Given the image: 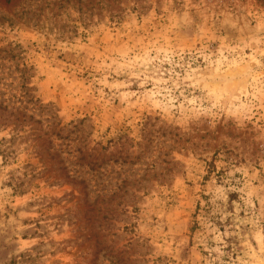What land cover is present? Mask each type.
Instances as JSON below:
<instances>
[{
    "label": "rangeland",
    "instance_id": "1",
    "mask_svg": "<svg viewBox=\"0 0 264 264\" xmlns=\"http://www.w3.org/2000/svg\"><path fill=\"white\" fill-rule=\"evenodd\" d=\"M0 264H264V0H0Z\"/></svg>",
    "mask_w": 264,
    "mask_h": 264
},
{
    "label": "trees",
    "instance_id": "2",
    "mask_svg": "<svg viewBox=\"0 0 264 264\" xmlns=\"http://www.w3.org/2000/svg\"><path fill=\"white\" fill-rule=\"evenodd\" d=\"M61 129H62L61 127L56 128V126L50 128V135H51L53 132H57V133L59 134V132H60ZM44 133L46 134V133H48V131H45ZM57 133H56V134H57Z\"/></svg>",
    "mask_w": 264,
    "mask_h": 264
}]
</instances>
